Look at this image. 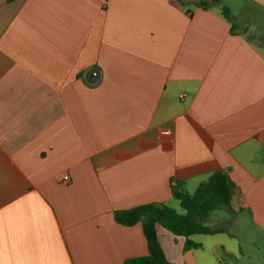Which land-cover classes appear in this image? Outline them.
Returning <instances> with one entry per match:
<instances>
[{
    "label": "crops",
    "instance_id": "1",
    "mask_svg": "<svg viewBox=\"0 0 264 264\" xmlns=\"http://www.w3.org/2000/svg\"><path fill=\"white\" fill-rule=\"evenodd\" d=\"M197 1L0 0V264L145 256L114 213L216 172L232 230L157 226L168 263L264 264V31Z\"/></svg>",
    "mask_w": 264,
    "mask_h": 264
},
{
    "label": "trees",
    "instance_id": "2",
    "mask_svg": "<svg viewBox=\"0 0 264 264\" xmlns=\"http://www.w3.org/2000/svg\"><path fill=\"white\" fill-rule=\"evenodd\" d=\"M219 1L198 0L196 6L205 10ZM221 13L230 24L231 31H234L236 25L229 9L222 7ZM234 190L235 186L230 178L223 172H216L201 183L192 194L172 190V198L179 203L182 214L164 203L141 205L115 212L114 219L119 225L131 227L141 224L147 246L145 256L128 259L124 264H169L158 240L157 226H161L174 236L185 238L184 251L199 247L189 240L191 236L221 233V229H211L203 222L210 213L229 208Z\"/></svg>",
    "mask_w": 264,
    "mask_h": 264
},
{
    "label": "rangeland",
    "instance_id": "3",
    "mask_svg": "<svg viewBox=\"0 0 264 264\" xmlns=\"http://www.w3.org/2000/svg\"><path fill=\"white\" fill-rule=\"evenodd\" d=\"M219 4L228 8L230 14L237 17V20L238 17H244L247 24L258 26L262 29V31H264V7L261 4L256 5L250 0H222ZM167 206L179 214L183 213L179 203L175 200H172ZM224 209L225 208L215 211L213 215H216L215 217H217V215H222L225 219L229 218L230 216H228V213ZM205 225L211 227L220 226L230 229V224L217 223L216 221L206 222ZM243 247H246V245Z\"/></svg>",
    "mask_w": 264,
    "mask_h": 264
},
{
    "label": "built area",
    "instance_id": "4",
    "mask_svg": "<svg viewBox=\"0 0 264 264\" xmlns=\"http://www.w3.org/2000/svg\"><path fill=\"white\" fill-rule=\"evenodd\" d=\"M258 138H259V140H260L262 143H264V130L261 131V132L259 133ZM67 179H68V177H64L63 180H64V181H67Z\"/></svg>",
    "mask_w": 264,
    "mask_h": 264
}]
</instances>
